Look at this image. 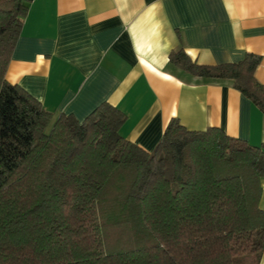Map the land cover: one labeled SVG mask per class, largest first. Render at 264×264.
Segmentation results:
<instances>
[{"label": "trees", "instance_id": "obj_1", "mask_svg": "<svg viewBox=\"0 0 264 264\" xmlns=\"http://www.w3.org/2000/svg\"><path fill=\"white\" fill-rule=\"evenodd\" d=\"M30 0H0V264H258L264 145L171 119L152 151L103 102L82 122L46 110L6 70ZM172 65L230 80L264 114L261 57Z\"/></svg>", "mask_w": 264, "mask_h": 264}, {"label": "crops", "instance_id": "obj_2", "mask_svg": "<svg viewBox=\"0 0 264 264\" xmlns=\"http://www.w3.org/2000/svg\"><path fill=\"white\" fill-rule=\"evenodd\" d=\"M180 49L202 65L259 55L264 84V0H30L5 78L80 122L103 102L117 107L120 135L147 151L173 118L264 145L259 108L230 80L172 65Z\"/></svg>", "mask_w": 264, "mask_h": 264}, {"label": "rangeland", "instance_id": "obj_3", "mask_svg": "<svg viewBox=\"0 0 264 264\" xmlns=\"http://www.w3.org/2000/svg\"><path fill=\"white\" fill-rule=\"evenodd\" d=\"M251 264H254V262H252Z\"/></svg>", "mask_w": 264, "mask_h": 264}]
</instances>
